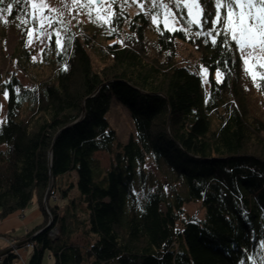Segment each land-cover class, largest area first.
<instances>
[{"label": "trees", "instance_id": "16d2710c", "mask_svg": "<svg viewBox=\"0 0 264 264\" xmlns=\"http://www.w3.org/2000/svg\"><path fill=\"white\" fill-rule=\"evenodd\" d=\"M165 1L177 28L152 20L156 3L118 0L110 23L66 28L39 61L22 44L11 53L28 83L0 77V222L38 203L44 220L7 233L25 241L19 247L32 244L28 264L46 251L54 264L264 259V122L250 113L247 91L250 82L264 113V66L252 78L234 41L229 52L215 32L197 36L211 25ZM23 8L13 4L10 16ZM114 99L133 118L127 141L106 119ZM198 201L199 218L184 209ZM17 256L9 250L0 264Z\"/></svg>", "mask_w": 264, "mask_h": 264}, {"label": "rangeland", "instance_id": "374dc122", "mask_svg": "<svg viewBox=\"0 0 264 264\" xmlns=\"http://www.w3.org/2000/svg\"><path fill=\"white\" fill-rule=\"evenodd\" d=\"M128 2L140 9L147 8V5H150L151 2L156 3L160 11L152 17L155 23L162 21L164 26L168 28L180 26V21L165 0H128ZM187 5V14L190 10V18L198 21L199 10L192 6L191 0H187ZM27 12L31 15L26 16L25 12L22 11H19L17 15L14 14V16H10L7 11L0 13V77L8 78L10 74H16L25 84L28 83V80L23 75L22 69L17 66V61L11 58V53L16 47L22 44L28 50L29 58L39 61L44 51L51 46V40H54V44L57 46L61 44L64 36L63 31L66 28L75 25L86 26L92 23L102 26L104 23H110L109 21L115 13L113 3L107 2V0L105 3H98L97 0H31V3L27 6ZM33 16L36 17L35 22ZM259 66H264V54H256V57H245L243 60V68L248 70L252 78L259 75ZM199 71L204 74L205 79L207 72L204 67H200ZM215 76L220 80L221 75L218 72L215 73ZM247 91L250 113L264 122V113L259 108V98L253 90V84L250 82L247 83ZM5 98L6 94L0 91V100L3 102V106L5 105ZM4 110L5 106L2 107L0 120L4 116ZM106 119L116 131L118 140L127 141L134 130L133 118H131L128 108L114 99L106 113ZM97 157L103 162L104 167L109 166L111 156L108 153L99 152ZM156 174L158 179H162L160 172L156 171ZM184 209L185 212L197 218L204 215L202 204L199 201L188 202ZM24 211V215L16 214L6 217L5 220L0 222V227L7 222H11L12 218L16 216L18 223L10 224V230L13 231L14 235L23 234L28 230V227L31 228L44 220L43 212L35 200L28 204ZM52 228L54 229L53 236H56L58 229ZM5 233L6 229L0 228V251L11 245L4 239ZM32 247L30 245L29 248L22 246L14 249L18 254L15 263L28 264L27 261L30 253H32ZM41 261V264H54V260L49 257V251L44 253Z\"/></svg>", "mask_w": 264, "mask_h": 264}, {"label": "snow or ice", "instance_id": "6c2138e0", "mask_svg": "<svg viewBox=\"0 0 264 264\" xmlns=\"http://www.w3.org/2000/svg\"><path fill=\"white\" fill-rule=\"evenodd\" d=\"M97 2L105 3L106 0H97ZM107 2L115 4L118 0H107ZM171 2L176 5L177 9L181 7L182 0H171ZM30 3L31 0H9L6 4L5 0H0V6H3L0 7V13L7 11L11 14L12 6L15 4L17 6L23 5L25 15H31L27 12V5ZM191 4L199 10L202 24L204 26L211 25L207 30L198 27L197 36H211L215 32L220 37L219 46L229 52L232 51L231 42L234 41L242 61L245 57H256V54H264V0H191ZM209 5L213 7L209 8ZM183 7H188L187 0H183ZM190 16L191 11L189 10L185 19H189ZM116 19L118 21L119 17ZM33 20L35 22V16H33ZM207 42L205 40V43ZM213 43L215 44L216 41L214 40ZM234 60L235 58H233V62ZM217 63H223L224 67L229 66L228 61ZM217 70L219 71V68ZM261 78L264 79V77ZM16 91L18 92L19 89ZM258 246L261 252H264V238L258 240ZM249 259L252 257L246 254L245 257L241 258L240 264H247ZM261 264H264V259L261 260Z\"/></svg>", "mask_w": 264, "mask_h": 264}, {"label": "water", "instance_id": "95a60500", "mask_svg": "<svg viewBox=\"0 0 264 264\" xmlns=\"http://www.w3.org/2000/svg\"><path fill=\"white\" fill-rule=\"evenodd\" d=\"M50 175H51V173H50ZM51 181H52V175L50 176V182H49V184H48V186H49V187H48V190L51 188ZM48 190H47V193H48ZM47 193H46V195H47ZM50 222H51V221H49V223L45 226V228H47V227L50 225ZM23 242H25V241L18 242V243H16V244H11V245H9L6 249L1 250V251H0V257L3 256L4 254H6L7 251H9V250L17 249V248L21 245V243H23Z\"/></svg>", "mask_w": 264, "mask_h": 264}, {"label": "crops", "instance_id": "0c3cea01", "mask_svg": "<svg viewBox=\"0 0 264 264\" xmlns=\"http://www.w3.org/2000/svg\"><path fill=\"white\" fill-rule=\"evenodd\" d=\"M41 210V209H40ZM24 210H23V212H21V211H18V212H16V213H14V214H12V215H16V214H18V215H24ZM5 220V219H4ZM18 223V219H17V217L16 216H14L13 218H12V220H11V222H7L5 225L3 224V225H1V229H6V233H8V232H11L12 230H10V224H17ZM29 228V227H28ZM13 232V231H12ZM6 233L4 234V235H6ZM7 243H8V241H7ZM20 264H25V263H20Z\"/></svg>", "mask_w": 264, "mask_h": 264}, {"label": "bare ground", "instance_id": "6f19581e", "mask_svg": "<svg viewBox=\"0 0 264 264\" xmlns=\"http://www.w3.org/2000/svg\"><path fill=\"white\" fill-rule=\"evenodd\" d=\"M16 212H18V211H16ZM21 212H23V211H21ZM49 221H50V220H49ZM54 228H56V227H54ZM53 230H54V229L52 228L51 233H50L51 235H53ZM4 239H5V241H8V240L11 239V238H10V236L6 233V235L4 236ZM8 242H9V241H8ZM30 245H32V244H31V243H28V244L25 246V248H29ZM15 264H16V263H15Z\"/></svg>", "mask_w": 264, "mask_h": 264}, {"label": "built area", "instance_id": "2783aa9c", "mask_svg": "<svg viewBox=\"0 0 264 264\" xmlns=\"http://www.w3.org/2000/svg\"><path fill=\"white\" fill-rule=\"evenodd\" d=\"M10 244H13V242L11 241V239L8 240Z\"/></svg>", "mask_w": 264, "mask_h": 264}]
</instances>
